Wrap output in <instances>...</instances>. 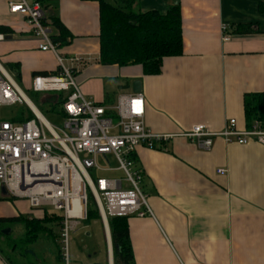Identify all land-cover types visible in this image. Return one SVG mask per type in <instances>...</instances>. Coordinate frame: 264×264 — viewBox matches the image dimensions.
<instances>
[{
	"label": "crops",
	"instance_id": "obj_1",
	"mask_svg": "<svg viewBox=\"0 0 264 264\" xmlns=\"http://www.w3.org/2000/svg\"><path fill=\"white\" fill-rule=\"evenodd\" d=\"M40 2L47 20L58 17L70 32L60 52L90 57L76 73L84 95L114 107L139 79L147 126L173 135L155 147L136 149L153 215L127 219L135 264H264V145L215 137L211 149L204 150L180 135L197 123L218 132L231 118L239 128L247 127L244 96L264 92V0H137L134 8L140 11L181 6L183 54L164 58L157 75H145L140 65L98 62V1ZM0 24L12 29L0 33V63L12 76L19 72L28 90L36 72L57 70L54 54L39 49L26 18L11 13L8 0H0ZM223 25L231 33L228 41L222 39ZM52 33H58L54 26ZM55 98L45 94L41 103L53 106ZM21 200L24 212H33ZM21 216L15 204L0 201V218ZM102 223L112 259L109 222ZM0 264H9L1 253Z\"/></svg>",
	"mask_w": 264,
	"mask_h": 264
},
{
	"label": "built area",
	"instance_id": "obj_2",
	"mask_svg": "<svg viewBox=\"0 0 264 264\" xmlns=\"http://www.w3.org/2000/svg\"><path fill=\"white\" fill-rule=\"evenodd\" d=\"M8 8L26 18L39 49L52 52L57 60V70L35 75L29 90L55 94L56 100H61L57 114L63 120L61 126L49 122L0 63V107L26 105L33 113L22 122L0 118V198H26L29 208L42 210L41 214L48 207L60 212L63 264H70L69 235L89 216V193L103 222L116 216L153 215L141 186L144 171L137 165L136 149L142 144L155 147L173 135L155 133L147 126L143 93H122L114 107L84 95L76 73L89 63L90 57L60 52L53 41L52 22L47 20L40 0H8ZM221 29L223 41L230 40L229 27L223 25ZM180 135L194 140L204 150L211 149L215 137L227 143L264 145V118L253 120L246 128H239L237 120L231 118L218 132L197 123ZM99 157L107 164L115 159L118 167L102 168ZM91 169L122 170L125 177L95 180ZM218 172L224 174L225 169Z\"/></svg>",
	"mask_w": 264,
	"mask_h": 264
},
{
	"label": "trees",
	"instance_id": "obj_3",
	"mask_svg": "<svg viewBox=\"0 0 264 264\" xmlns=\"http://www.w3.org/2000/svg\"><path fill=\"white\" fill-rule=\"evenodd\" d=\"M100 5V54L98 62L104 65L126 67L142 66L145 75H157L162 70L163 60L166 57L183 54V27L182 11L179 3L173 4L162 12L158 9L140 11L134 8L137 0H96ZM264 8V6H263ZM52 25L58 33L54 34L53 41L60 46L68 43L69 30L58 17H52ZM238 31V30H236ZM12 29L0 24V33L8 35ZM54 72H36L37 74ZM15 79L20 82L17 72ZM56 99V98H55ZM61 100L55 101V108ZM244 114L246 125L260 117L264 118V92L246 94L244 96ZM14 119L22 122L33 117V113L26 105ZM96 214L101 218L96 207ZM91 211L89 216L91 217ZM60 214L45 212L43 217L28 218H0V224L22 222L26 227L25 242H37L44 231L52 230L48 224L61 225ZM129 216L110 217L108 220L113 242L114 264H135L131 239L129 236ZM48 225V226H47ZM55 239V238H54ZM58 240V239H57ZM56 259L63 264L61 247L57 242Z\"/></svg>",
	"mask_w": 264,
	"mask_h": 264
},
{
	"label": "rangeland",
	"instance_id": "obj_4",
	"mask_svg": "<svg viewBox=\"0 0 264 264\" xmlns=\"http://www.w3.org/2000/svg\"><path fill=\"white\" fill-rule=\"evenodd\" d=\"M114 81H112L113 83ZM118 83V82H114ZM21 87L25 90L30 99L36 103L37 107L43 113L45 118L58 126L62 125V116L57 114L58 108L49 106L48 103L45 105L41 103V98L45 93H37L31 90L19 82ZM53 107V108H51ZM24 106L21 105H3L0 107V118L10 121H15L20 112L24 111ZM98 164L102 168L118 167L117 161L114 159L112 162L107 164V161L103 157L98 158ZM91 176L96 180L97 177H114L122 179L125 174L122 170H90ZM142 186V184H141ZM26 200V198L24 199ZM1 202L15 204L18 209L22 210V215L27 217L30 215L39 216L42 210H31L33 212H24L27 206L21 199L11 198H0ZM27 201V200H26ZM95 202L92 195L89 193L88 208L91 211V217L86 220H82L76 227L75 230L70 232V264H92L93 262H99L103 264H110V256L108 254L109 246L106 241L103 223L99 215L96 214ZM47 213H54L52 208H46ZM59 214L60 212H55ZM49 225V226H48ZM48 228L52 230V234L49 231H44L37 242H25L26 227L22 222H9L0 224V231L2 227L7 226L13 231L9 235L0 237V253L8 261L9 264H61L56 259L57 242L59 241L60 226L55 224H48ZM2 228V229H1ZM89 233V234H88ZM55 238V239H54ZM58 239V240H57ZM114 264V254L113 261Z\"/></svg>",
	"mask_w": 264,
	"mask_h": 264
},
{
	"label": "water",
	"instance_id": "obj_5",
	"mask_svg": "<svg viewBox=\"0 0 264 264\" xmlns=\"http://www.w3.org/2000/svg\"><path fill=\"white\" fill-rule=\"evenodd\" d=\"M131 86H132V92H134V93H141L142 92V82L139 79L132 80ZM2 192L3 193L5 192V188H2ZM107 228H109L108 223H107ZM10 231H11L10 228H4V229H2V233L3 234H9ZM112 261H113V251H112ZM92 264H102V263L93 262Z\"/></svg>",
	"mask_w": 264,
	"mask_h": 264
},
{
	"label": "flooded vegetation",
	"instance_id": "obj_6",
	"mask_svg": "<svg viewBox=\"0 0 264 264\" xmlns=\"http://www.w3.org/2000/svg\"><path fill=\"white\" fill-rule=\"evenodd\" d=\"M6 227H7V226H4V227H2V228H6ZM2 228H1V229H2ZM0 233L2 234V232H1V231H0Z\"/></svg>",
	"mask_w": 264,
	"mask_h": 264
},
{
	"label": "bare ground",
	"instance_id": "obj_7",
	"mask_svg": "<svg viewBox=\"0 0 264 264\" xmlns=\"http://www.w3.org/2000/svg\"><path fill=\"white\" fill-rule=\"evenodd\" d=\"M112 261V259H110Z\"/></svg>",
	"mask_w": 264,
	"mask_h": 264
}]
</instances>
